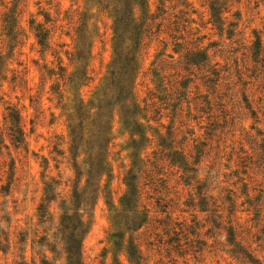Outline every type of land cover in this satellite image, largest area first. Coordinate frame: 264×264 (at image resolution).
I'll return each instance as SVG.
<instances>
[{
    "label": "rangeland",
    "instance_id": "1",
    "mask_svg": "<svg viewBox=\"0 0 264 264\" xmlns=\"http://www.w3.org/2000/svg\"><path fill=\"white\" fill-rule=\"evenodd\" d=\"M213 2L225 3L216 24ZM104 7L100 0H0V264H65L61 244L56 254L48 251L58 243L51 235L61 201L69 206L73 190L86 180L71 169L65 109L76 98L90 108L107 96L114 18L112 6ZM132 11L140 22L147 14L156 17L134 78L137 128L133 136L124 130V103L113 98L111 171L98 189L96 177L93 198L79 203L87 226L83 263L264 264V63L254 62L251 51L258 39L264 57V0H146ZM82 22L91 53L84 49V59L71 64ZM40 24L49 32L48 50L35 37ZM197 44L209 57L200 67L186 58ZM58 66L66 74L85 69L86 79L76 88L63 84L48 73ZM57 85L64 109L51 91ZM12 110L20 117L23 143L9 129ZM84 146L78 150L81 169ZM183 159L195 169L190 185ZM130 171L137 202L122 212ZM53 181L59 195L49 209L50 226L40 223L37 209ZM48 229L45 249L36 241ZM119 232L123 239L114 237ZM128 241L136 251L132 260Z\"/></svg>",
    "mask_w": 264,
    "mask_h": 264
},
{
    "label": "trees",
    "instance_id": "2",
    "mask_svg": "<svg viewBox=\"0 0 264 264\" xmlns=\"http://www.w3.org/2000/svg\"><path fill=\"white\" fill-rule=\"evenodd\" d=\"M105 4L104 8H108L112 6L113 11V60L111 63V70L109 71V77L107 78V83L105 89L107 90V96L100 100L97 106H94L90 103L91 107L84 103L82 99H74L73 105H70L66 114L67 118V129H68V138H69V148L67 149L70 154L71 169L74 174L77 176L85 175L86 180L85 184L82 188L73 190L70 199V205H66V200L61 201L60 209L61 214L58 217L57 226L55 227L54 233H52V239L58 240V243L52 244L50 250L51 253L56 254V248L58 244H61L63 254L65 255V264H84L82 260V238L87 232V226L82 218V214L80 213L79 203L89 202L93 197L91 196L95 190H93L94 183L92 181L96 178L97 189L99 188L101 178L110 174V165L107 159V150L108 145L111 140V128H110V115L109 108L112 104L113 98L114 102L120 103L121 101L124 103L120 111L121 118L123 119L124 130L131 132L132 136L136 133L137 122L135 120V112H137V105L132 102L134 100V78L139 70V51L144 37H146L147 33L152 29V25H154V20L156 17H153L152 14L145 17L143 22L137 21L133 16V8L138 5L142 7L145 5L146 0H100ZM223 3L222 5H224ZM216 2L211 3L210 5V15L211 22L214 24L220 23L222 20L221 17V6ZM15 21L12 22V27L15 26ZM234 26L233 24H230ZM162 26V23L158 25ZM87 25L82 22L77 29L75 30V58H69L71 64L74 62H79L84 59L83 50L88 49L87 53L90 55L91 51L89 50L91 47L87 45L88 36L86 33ZM173 32L177 33L179 29L176 22H173L172 26ZM11 31L13 29H10ZM35 31L37 32L35 37L37 38L38 44L44 49L48 50L50 48V44L48 43V30L43 27V25H38L35 27ZM159 33V29L157 30ZM230 35H233L232 31H229ZM173 39L179 40L180 37L176 38L173 36ZM261 41L256 40L252 45V57L253 61L256 63H264V57L262 56V46ZM175 46H179V44H175ZM176 52V50L174 49ZM187 64L191 66H204L209 60L208 54L206 53V49H203L198 44L193 46L186 55ZM61 62H59V65ZM263 67V65H261ZM66 68L58 66V72L53 73V71H48L50 77L54 75H58V78L61 81H64L68 84H73V88L77 86H81V82L86 79L85 69L83 71H78L77 73L66 74ZM77 74V75H76ZM211 75L217 77L219 73L215 70H212ZM215 79H207V82H214ZM186 82L182 83L185 84ZM59 87H52L51 91L58 95V104L61 105L63 101V94H60V85ZM183 87V86H182ZM185 88V87H183ZM185 94V91L182 92ZM109 95V96H108ZM102 96V94H101ZM99 96V97H101ZM99 100V99H98ZM116 105V104H115ZM66 105H61V109H64ZM72 109V111H71ZM94 110V112H92ZM10 119V130L16 135V142L23 143V132L20 127V117L15 111H11L9 113ZM88 137L86 136V133ZM132 145L134 147L135 140L132 139ZM85 144L82 151H87V157L82 161V164L85 166V169H81V166L78 164V150L79 147ZM66 151L60 152V156H63ZM135 157V154H133ZM182 168L184 171L183 178L184 183L186 185H190L189 180H191L190 172H195V169L191 167V163L188 162L187 159L182 160ZM57 167V166H56ZM82 170V171H79ZM134 175L129 172V176L127 177V186L128 191L122 199V212L131 211V208L134 202H137V191L136 187L133 184ZM59 182H52L50 184L45 185L44 189V198L42 203L38 207V216L41 224L49 223L50 226L53 225V216L51 212H49L50 206L52 203L56 202L58 198L59 192H56L58 189ZM202 189V187L200 188ZM135 207V206H134ZM122 223V218H121ZM120 225V224H119ZM49 229L47 231H43L44 235L36 241L38 246H42L43 248H48L49 245L46 244L49 236ZM122 236V237H121ZM123 234L121 232L114 235L116 238H122ZM228 236L232 238L234 233L231 229L228 230ZM127 254L129 259L132 260L136 255V251L134 250V246L131 244V241H128ZM44 264V263H42Z\"/></svg>",
    "mask_w": 264,
    "mask_h": 264
}]
</instances>
